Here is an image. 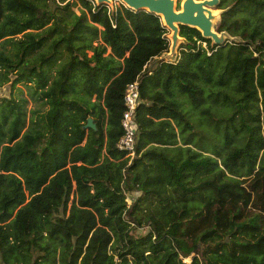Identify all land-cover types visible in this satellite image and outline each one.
Returning <instances> with one entry per match:
<instances>
[{"label": "trees", "instance_id": "obj_1", "mask_svg": "<svg viewBox=\"0 0 264 264\" xmlns=\"http://www.w3.org/2000/svg\"><path fill=\"white\" fill-rule=\"evenodd\" d=\"M79 1L0 0V264H264V0L220 2V30L250 42L182 26L178 60L142 79L161 19Z\"/></svg>", "mask_w": 264, "mask_h": 264}, {"label": "water", "instance_id": "obj_2", "mask_svg": "<svg viewBox=\"0 0 264 264\" xmlns=\"http://www.w3.org/2000/svg\"><path fill=\"white\" fill-rule=\"evenodd\" d=\"M96 5H107L115 12L114 0H94ZM131 10H146L158 16L168 30L167 38L170 46L159 56L153 58L147 65L144 75L154 71L161 62H176L179 58L181 45L188 44V40L181 34V27L197 29L201 35L211 41L212 46L221 47L228 43H247L250 40L242 36L232 35L227 30H220L223 13L232 6L220 8L221 0H122ZM255 47V45H254ZM84 128L97 129L93 118H89Z\"/></svg>", "mask_w": 264, "mask_h": 264}, {"label": "built area", "instance_id": "obj_3", "mask_svg": "<svg viewBox=\"0 0 264 264\" xmlns=\"http://www.w3.org/2000/svg\"><path fill=\"white\" fill-rule=\"evenodd\" d=\"M202 45L210 54L211 51L207 48V43L203 42ZM124 102L125 110L121 119L123 134L117 143V147L121 151L126 152L128 157L132 159L136 155L137 134L139 129L136 116L137 109L141 102L140 78H136L127 85ZM127 201L130 204L131 201L129 198H127Z\"/></svg>", "mask_w": 264, "mask_h": 264}, {"label": "rangeland", "instance_id": "obj_4", "mask_svg": "<svg viewBox=\"0 0 264 264\" xmlns=\"http://www.w3.org/2000/svg\"><path fill=\"white\" fill-rule=\"evenodd\" d=\"M181 1H182V0H179V3H180ZM120 5H124L123 2H122V0H114V6H115V7H116V6L118 7V6H120ZM81 8H83V6H82L81 2H80L79 0H77V4H76V6L74 7V10H75L77 13H79ZM181 46H182V45H181ZM210 51H211V50H210ZM9 87H10V84H6V85L0 87V94H1L2 96H9L10 91H11V89H10ZM18 87H20V88L23 90V96L29 99V102H28V104H27V107H28L29 110H32V109H35V108L39 107V106H38L39 104L30 98V94H29V92H28V88H27L25 85H23V84H19ZM129 200H131V199L129 198ZM144 231H145V230L142 229V228H141V229H137V228L134 229V233H135V234H143V233H145ZM185 260H186L187 262H189V261L191 260V257H188V258H186Z\"/></svg>", "mask_w": 264, "mask_h": 264}]
</instances>
